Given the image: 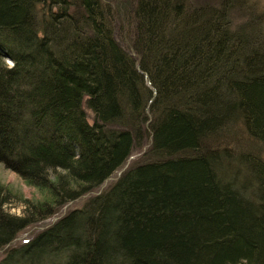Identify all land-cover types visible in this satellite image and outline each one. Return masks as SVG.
Wrapping results in <instances>:
<instances>
[{
    "label": "trees",
    "instance_id": "obj_1",
    "mask_svg": "<svg viewBox=\"0 0 264 264\" xmlns=\"http://www.w3.org/2000/svg\"><path fill=\"white\" fill-rule=\"evenodd\" d=\"M257 16L242 0H0V163L43 195L10 214L0 180V249L147 146L0 264H264V160L226 132L240 121L264 146Z\"/></svg>",
    "mask_w": 264,
    "mask_h": 264
},
{
    "label": "rangeland",
    "instance_id": "obj_2",
    "mask_svg": "<svg viewBox=\"0 0 264 264\" xmlns=\"http://www.w3.org/2000/svg\"><path fill=\"white\" fill-rule=\"evenodd\" d=\"M242 1L244 5L247 6V8L252 10L255 14H259L261 16V17L257 16L255 18V21L258 23V24L256 23L257 27H259V31H258L259 39H260V34L262 38V34L264 35V0H247V1L242 0ZM106 2L110 3L111 0H106ZM56 11H57V8L54 7L53 12H56ZM254 24H253V27H254ZM118 39L120 42H122L119 37ZM260 42H261V39L259 40V43ZM6 63L8 64V66H11L12 64L10 60H6ZM83 109L86 111L88 122L92 123L91 112L88 109H86L85 105H83ZM226 132L230 135L235 134L234 136L239 140V148H240L239 151L240 152L251 154L252 156H258L262 160H264V146L258 140L254 139L248 134L242 122L237 121V122H233L232 124L228 125L226 128ZM137 149L140 150L139 147ZM146 149H147V146H144L141 148L140 151H137L133 155H131L120 169L115 171L110 177H108L95 190L90 191L76 199L67 201L59 208L57 212L53 213L49 217H46L40 222L31 220L30 224L26 225V227H24L22 230H20L17 233L15 239L9 245L0 249V260L5 255L7 248H9L10 246H17L27 240H30L36 234L46 229L47 227L51 226L54 222H56L59 218L65 215L68 211L75 209V208L82 207L88 198L101 193L105 188H107L111 183H113L119 177L121 172L126 167L129 166L130 162L134 160L135 161L142 160V157H143L142 155ZM58 171H61V169H57L56 172ZM241 171L243 175L236 178L237 185H243L242 183L244 181L245 176L247 175V173L243 171L242 169ZM55 174L56 173L54 171H50V177L52 179L54 178ZM226 176H228L229 179H232L233 177L231 174H228ZM0 180L8 188L6 191L8 194L7 195L8 200L5 203L4 208L10 214L19 215V216L24 215L26 211L25 209L27 205L26 204L27 200L32 201V200L41 199L43 197L42 192L38 188L28 185L22 177H20L14 171L5 168L2 163H0ZM247 186H248V190H252L251 189L252 186L250 184Z\"/></svg>",
    "mask_w": 264,
    "mask_h": 264
},
{
    "label": "bare ground",
    "instance_id": "obj_3",
    "mask_svg": "<svg viewBox=\"0 0 264 264\" xmlns=\"http://www.w3.org/2000/svg\"><path fill=\"white\" fill-rule=\"evenodd\" d=\"M9 60V59H8Z\"/></svg>",
    "mask_w": 264,
    "mask_h": 264
}]
</instances>
